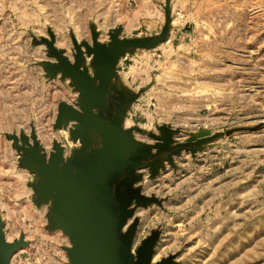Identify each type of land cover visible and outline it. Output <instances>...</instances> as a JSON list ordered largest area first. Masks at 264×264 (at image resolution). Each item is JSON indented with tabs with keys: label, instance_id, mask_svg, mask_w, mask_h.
Returning a JSON list of instances; mask_svg holds the SVG:
<instances>
[{
	"label": "rangeland",
	"instance_id": "rangeland-1",
	"mask_svg": "<svg viewBox=\"0 0 264 264\" xmlns=\"http://www.w3.org/2000/svg\"><path fill=\"white\" fill-rule=\"evenodd\" d=\"M122 49L129 54L123 77H133L135 93L119 103H136L137 117L117 134L130 131L131 141L150 149L141 160L154 162L139 192L123 183L128 164L108 162L106 171L89 174L75 212L88 234L74 222L75 264H87L88 246L95 264V255L117 264L112 240L134 225L138 247L157 239L146 264H264V0H0V264L10 253V264L71 263L74 245L58 226L75 239L64 225L73 221L55 217L54 193L41 199L30 152L44 154L48 165L56 143L65 152L74 147L63 111L82 112L84 104L63 73L77 65L93 80L99 73L98 89L109 51ZM119 76L109 77L110 87ZM165 93L186 101L187 110L163 119L158 99ZM166 132L172 152L162 164L153 136ZM101 146L75 161L74 175L89 172ZM117 192L128 200L122 204ZM134 192L145 206L120 215Z\"/></svg>",
	"mask_w": 264,
	"mask_h": 264
},
{
	"label": "water",
	"instance_id": "water-1",
	"mask_svg": "<svg viewBox=\"0 0 264 264\" xmlns=\"http://www.w3.org/2000/svg\"><path fill=\"white\" fill-rule=\"evenodd\" d=\"M39 11H41L43 13V11L40 9ZM126 46V44L124 45V47ZM123 47V49H124ZM121 50V52H118V55H115L111 53V51H109V56H108V65L106 67V76L107 79L104 83V85L98 86V89L96 87V82L102 80L99 73L96 74L95 76V80H93L89 74H87L85 71L81 70L80 67L77 65L75 67H71L70 71L63 73L64 76H69L71 78V80H74V84L77 86V91L81 97V100L83 101V106L81 108L82 112H79L77 110H72V109H65L63 111V121H64V125L65 126H69V123L75 122L76 124L73 125V128L70 131V136L71 139L73 141H80V143L82 144L84 150H88L91 146V139L90 136L93 134H96L100 140H101V148L99 149V153L97 155V157L99 156V154L101 153V151L104 149V147L106 145L110 146L114 141H116L117 139H119V144L117 146V151L116 153L109 158L108 160H106L104 163H102L100 165V168L103 167V165H105L106 163L109 162V164L113 161V159L115 158L114 161L117 162V160L119 159L118 163L120 161H124V163H126L127 159H129V162H136L138 164V161H142V157H144L146 155V153L148 154V150H150L148 148H146V150L144 151V146H141L140 142L136 141L133 139V141H131L132 137L130 136V132H126L123 134H117V127L121 126V120H118L113 122L112 124H107L106 121L97 114L98 108H100L102 106V104L105 101L107 92H108V88H109V77L112 76L113 73H115L116 71V65L118 63V61L120 60V58L124 57L126 54H128L127 51L125 50ZM56 68V72H59L60 70ZM55 75V74H54ZM96 81V82H95ZM167 133V132H166ZM164 133V134H166ZM168 136L169 133H167ZM156 138V140L158 141V144L156 146L157 149L159 150H166L168 148H170V146L172 145L173 141L170 137H161V136H153ZM124 141L126 142V144L124 143ZM56 150L61 153V154H57L55 159L50 163V164H46L44 161V158L41 157L38 153L39 151L37 150L36 152H30L32 154L33 157V164L37 165V169L35 170V172L38 174V176L40 177V182H41V187H40V192L43 193L42 191V178H41V169L43 168H48L51 167L52 165L56 164L58 170H64L66 167H68V165L72 166L71 169V174L74 175V172H76V168H78V163L75 162L76 160H78L79 158H76L70 161H67V164L63 167H61L62 163H63V155H62V150L59 148V145L56 143L55 146ZM120 150H123L122 153H119ZM38 152V153H37ZM151 152V151H150ZM149 152V153H150ZM150 155V154H149ZM117 157V158H116ZM146 159V158H144ZM143 159V160H144ZM108 164V165H109ZM28 169H31V171L34 169L33 165H30ZM106 169H104L105 171ZM80 171H78L79 173ZM95 172V171H94ZM92 172V173H94ZM77 173V174H78ZM91 174V173H90ZM76 175V174H75ZM87 177H89V174L84 178L86 179ZM154 178V177H152ZM83 179V180H84ZM142 180V177L140 176H136L135 178H133L132 180H130L128 184V187L131 188L132 191H134L135 184L139 183ZM133 188V189H132ZM137 192H139L140 190L136 189ZM137 192H134L135 196L133 198H131V200L128 202V204L126 205V208H119V212L120 215L123 213V215L125 216H131V214L133 213L134 209L136 210L138 207L140 206H145V199L143 196L139 195ZM54 193V195H53ZM137 193V194H136ZM55 194H56V188L52 189L50 191L49 197L45 198V200L47 201L52 195H53V203H52V210L54 211V198H55ZM118 197L121 199V203L123 204V201L128 200L126 194H124L123 192H118L117 193ZM111 197H108V200H110ZM135 201V208L130 209V207L132 206L133 202ZM148 201V200H147ZM150 202V201H148ZM118 212V213H119ZM55 213V212H54ZM115 213V212H114ZM118 215V214H117ZM56 221V218H54ZM116 217L114 215V221ZM74 222L76 224V226L78 227V229L82 232L83 235L86 236L87 238V232H85V230L83 229L82 224L78 221L75 220V215H74ZM61 229L65 231V228L63 226H58ZM125 227L122 226L121 229L119 228V232H118V236L114 237L111 243V247L112 250L115 253V260L117 262V264H137L138 261H140L141 263H150L153 254H154V248H155V244H156V236H151L148 237L147 239H145L141 246L138 248L137 250V256L135 257L132 253V243H133V239L136 235L137 232V226H130L127 229V232H124ZM69 238L72 241V244L75 247V244L73 242V239L71 238V236L66 233ZM23 247V246H22ZM18 249V248H17ZM73 249H69L68 250V254L70 257V264H75L74 258L72 256V252ZM14 252H16V250H13ZM94 251V250H93ZM11 253L8 257V264H10V260H11ZM96 261L98 262V264H104L99 258L96 257Z\"/></svg>",
	"mask_w": 264,
	"mask_h": 264
},
{
	"label": "crops",
	"instance_id": "crops-1",
	"mask_svg": "<svg viewBox=\"0 0 264 264\" xmlns=\"http://www.w3.org/2000/svg\"><path fill=\"white\" fill-rule=\"evenodd\" d=\"M128 57H129V54H126L124 57L120 58L121 60L118 61L117 65H116V71H115L116 74L117 73L120 74L118 79L115 80V81H117L116 82L117 86L120 87V89H121L120 95L122 94V95H125V96L126 95L128 96L129 93H131V92L135 93L133 91V89H131V86L129 85V82H128L129 79L132 76L130 75L129 76L130 78L129 77L126 78L127 82L125 81V78L123 77V74H125L123 72L126 70V68L123 66V63H124V61H126L128 59ZM128 73H130V72H128ZM162 86H163V89L169 90L166 85L162 84ZM158 101H159V103H158L159 112H160V114L162 116H164L163 119H165V117H169L172 114V112L174 110H176V109H179V107H181L183 109V111L187 110V108H186L187 105L184 104V103H186V101L177 102V98H176V96H174L173 93H165L160 99H158ZM125 104L126 105H125V108H124V115H123L124 116V120H123L122 124L124 125V127H123L124 130H126V129L130 130L131 127H133V126L135 127V125H136L135 122H134V117H137V114L135 113L134 115H131V112L133 110H135L136 103L130 104L129 102H126ZM145 105L146 104H144V107H145ZM151 105L154 106V104H151ZM148 107L150 108L149 105H148ZM143 111H145V110H143ZM97 114L100 115L103 118L102 114H99L98 112H97ZM198 116H199V114H198ZM196 121L201 122L198 119H196ZM127 124H128V126H127ZM195 124H197V122H195ZM138 129H140V127H138ZM118 144L119 143L117 142L114 154L117 151ZM114 160H115V158L109 164L110 167L112 165L115 166L116 164L117 165H120V164L122 165L123 164V166H127V164H128V166L126 168L123 167L122 171H120L122 174H125L126 177L123 179L124 180L123 183H125L128 186L127 183H129L130 180H132L133 178L138 176V172L141 169V167H139V164H137L136 162H129L130 161L129 159H127L126 163H124V161H120L119 164L116 163V161L114 162ZM130 165L135 167L134 169H132L133 170V175H130V172L132 171V170H130V168H128ZM71 169H72V166L68 165V167H66L64 170H62V171L61 170H57L54 174L53 173L50 174V182L51 183H49V182L47 183L46 179L43 178L42 175H41V178H42V180H41L42 181V191L44 192V195H43V193L41 194L42 195L41 199L45 200V198H48L49 194H50V191L52 189L56 188V194H55L54 205H53L54 206L55 217H56V215L61 217V218H63V219L67 217L66 220L70 219L71 221H73V222H70V223L67 221V222H65V224L64 223L63 224L67 227V229L69 230V232H71V234H74L75 233L74 232L75 225H74V220H73L74 219V215H75V212L77 211V209L79 207L81 208L80 205H83V202H84L83 199H82V196H81V188H82V185H83V183L85 181L86 182L89 181V179H88L89 177H87L86 179H84V178L90 173L88 172V167H84V168H82L80 170V172L78 174L72 175L71 174ZM98 169H99V171H104V169H107V166H103L102 168H98ZM97 171L98 170H96L95 172H97ZM135 187L136 186H134V188ZM30 188L32 189V191H34L33 187H30ZM117 193H116V195H117ZM131 193H133L132 190H131ZM127 195L129 196V194H126V196ZM134 196H135V194H134ZM61 198H63V199H61ZM58 200H59V205L57 206ZM71 201H72V203H71ZM32 202L33 203L37 202L35 193L32 196ZM135 204L136 203L134 201L132 206L130 207V209L135 208V206H136ZM64 209H65V212H63ZM67 209H68V212L70 211L69 213H67V211H66ZM137 210H138V208L136 209V211ZM65 213H67V214H65ZM128 227L129 226H126L125 228L128 229ZM73 240H75L74 241V244H75L74 250H78L79 238H76V235H75V239H73Z\"/></svg>",
	"mask_w": 264,
	"mask_h": 264
},
{
	"label": "flooded vegetation",
	"instance_id": "flooded-vegetation-1",
	"mask_svg": "<svg viewBox=\"0 0 264 264\" xmlns=\"http://www.w3.org/2000/svg\"><path fill=\"white\" fill-rule=\"evenodd\" d=\"M116 82L117 81L114 80V83L112 84V86L111 87L109 86V88H108V95L111 96V93H112L111 102H106L105 106H103V104H102L103 110L106 113V114L102 113V115H103V119H105L107 124H112L113 122H115L118 119L119 120H124V116L123 115H124L125 106H124V108H122L123 105L121 106V103H119V100L121 99L122 96L125 97V95H122V94L120 95L121 89H120V87L117 86ZM106 99H107V95H106ZM118 104L121 107L119 109H118V106H119ZM111 115H112V117L115 118L113 122H112V119L110 118ZM116 117H117V119H116ZM122 117H123V119H122ZM108 120H110V121H108ZM90 139H91V146H90V148L88 150H84L83 146H81L82 147L81 148L76 143L74 144L75 148L74 147H69V151L68 152H65L66 150H64L65 149L64 147H59L62 150L63 159H65L67 161L68 160H70V161L72 160V162H73V160L76 159V158H81V156H87L88 154L94 152L97 148L100 147L101 140L96 134L91 135ZM170 149H171V147L166 149V150H163L162 151L163 153L160 151L161 155L159 157H157L156 160H158L159 162L160 161L161 162L162 161L165 162V160L167 161L168 160L167 156L171 155L169 153L172 152V151H170ZM54 150H56V149H54ZM82 152L84 153V155H80V153H82ZM53 153H55V151ZM165 153H168V154L163 156ZM41 154H39V155L41 156ZM42 156H44V154ZM45 160L46 159L44 158V161ZM152 162H154V161L152 160V161L148 162V160L147 161H143L142 160L138 164H139V167L142 168L143 166L145 167L147 165H152L151 164Z\"/></svg>",
	"mask_w": 264,
	"mask_h": 264
},
{
	"label": "bare ground",
	"instance_id": "bare-ground-1",
	"mask_svg": "<svg viewBox=\"0 0 264 264\" xmlns=\"http://www.w3.org/2000/svg\"><path fill=\"white\" fill-rule=\"evenodd\" d=\"M117 142L119 143V139H117L116 141H114L110 146L106 145L104 147V149L99 154L100 155V158L97 160V162H95L94 164H92L91 168L89 169V173H92V172L96 171L97 168H100V165L102 163H104L106 160H108L109 158H111L114 155V151H115ZM57 170H58V168H57L56 164L52 165L51 167H48L47 169L42 167V169H41V175H42L43 178L46 179L47 183L48 182L51 183L50 182V174H52V173L54 174ZM61 199H63V198H61ZM59 200H58L57 206L59 205ZM71 203H72V201H71ZM66 211H67V213L70 212V211L68 212V209ZM63 212H65V209L63 210ZM67 213H65V214H67ZM66 233H68V232H66ZM91 248H92V246H91ZM85 258H86L87 264H95V260L93 259V254H92L91 249L89 248V246H88L87 250H85Z\"/></svg>",
	"mask_w": 264,
	"mask_h": 264
},
{
	"label": "built area",
	"instance_id": "built-area-1",
	"mask_svg": "<svg viewBox=\"0 0 264 264\" xmlns=\"http://www.w3.org/2000/svg\"><path fill=\"white\" fill-rule=\"evenodd\" d=\"M72 129H74L73 128V124H71V125H69L68 127H67V130H68V132H69V134H70V131L72 130ZM70 138H71V136H70ZM72 140V139H71ZM73 141V140H72ZM74 143H76L77 145H79V147H81L82 146V144L80 143V141H73ZM82 148V147H81ZM154 152V151H153ZM158 152H160V150L158 151ZM151 153V152H150ZM152 154V153H151ZM80 155H84V153L82 152V153H80ZM145 160H147V159H144V161ZM166 164V162H164V161H162V164ZM152 165H147V166H143L140 170H139V172H138V176H140V177H142V180L139 182V183H136L135 184V186L137 187V186H140L141 188L143 187L142 186V184L146 181L145 180V177H144V175H142V172H145V171H148V169H150V167H151ZM127 231V228H125L124 229V232H126ZM143 242V241H142ZM139 244V243H138ZM138 244L137 243H135V237H134V239H133V243H132V250H131V253L136 257L137 256V250H138V248L140 247H138ZM142 244V243H141Z\"/></svg>",
	"mask_w": 264,
	"mask_h": 264
}]
</instances>
